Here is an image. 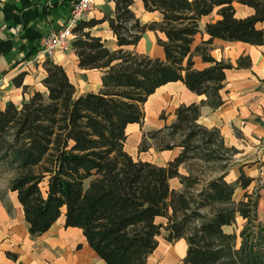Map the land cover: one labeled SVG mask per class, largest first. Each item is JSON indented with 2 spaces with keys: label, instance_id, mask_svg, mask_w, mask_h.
<instances>
[{
  "label": "trees",
  "instance_id": "16d2710c",
  "mask_svg": "<svg viewBox=\"0 0 264 264\" xmlns=\"http://www.w3.org/2000/svg\"><path fill=\"white\" fill-rule=\"evenodd\" d=\"M133 1L114 0V15L107 18L116 50L85 31L100 21L79 20L72 28L78 66L103 71L98 92L76 95L64 68L46 60L45 91H35L19 107L9 103L0 109V164L13 173L8 188L16 193L31 236L46 232L63 212L64 226L80 228L105 264H148L161 230L167 231L169 242L186 240L182 264H225L218 239L231 238L222 226L231 224L236 213L246 220L254 213L252 194L232 201L236 186L245 188L251 179L240 173L235 183H228L224 174L219 175L199 191L201 201L191 209L185 193L192 178L180 175L178 167L199 147L232 152L215 129L197 123L202 105L222 104L219 91L225 70L232 67L210 55V44L218 38L264 45V27H256L264 23V0H142L145 10L161 14L159 22L148 24L135 17ZM233 3L250 7L253 13L237 18ZM214 9L219 18L205 24L207 38L192 50L200 19ZM146 30L164 34V40L158 39L164 60L122 48L135 45ZM194 54L211 65L193 68ZM237 64L248 66V57H240ZM172 81H181L206 100L179 106L175 122L143 133L139 151H147L152 141L159 150L179 146L181 152L164 166L132 158L124 149L126 126L141 125L147 97ZM176 135L181 137L178 144L171 142ZM175 177L184 191L170 188L169 180ZM214 202L222 206L203 220L199 207ZM191 217L202 221L189 228ZM251 251L242 241L231 264H264Z\"/></svg>",
  "mask_w": 264,
  "mask_h": 264
},
{
  "label": "crops",
  "instance_id": "0c3cea01",
  "mask_svg": "<svg viewBox=\"0 0 264 264\" xmlns=\"http://www.w3.org/2000/svg\"><path fill=\"white\" fill-rule=\"evenodd\" d=\"M73 3L72 0H0V109L9 103L19 107L35 91H45L42 79L45 76L46 60L64 68L76 89V95L101 89L103 71L80 68L73 48L50 57L38 53L40 38L68 22ZM233 6L237 18L253 13L250 7L238 3H233ZM114 8V0H93L91 9L80 19L100 21L85 31L101 38L109 50L119 48L107 19L113 17ZM130 8L141 24L159 22L161 19L158 11L145 10L142 0H134ZM218 18L214 9L211 14L200 19L199 32L193 37L192 50L207 38L205 24ZM256 27L262 28L264 23H257ZM158 39L164 40V34L146 30L135 45L122 48L164 60V50ZM209 53L216 61L228 63L232 67L225 70L223 87L219 91L222 104L216 108L202 105L197 123L204 128L215 129L223 146L232 149L234 166L224 172V180L235 182L240 173L251 179L245 188L236 186L233 198L238 202L245 193L252 194L256 201L254 214L259 221L264 222V45L214 38ZM240 57H248L249 65L238 66ZM192 60L193 68L197 70L211 65L198 54H194ZM202 100H206L205 95H197L188 90L181 81L168 82L156 88L142 105V124L131 123L126 126L124 149L134 159L164 166L181 152V147L159 150L149 141L151 145L148 150L139 151V155L129 150L130 147L141 143L143 133L156 131L175 122V110L179 106L199 104ZM130 137L134 141L129 143ZM151 151L153 157L149 156ZM178 172L188 176L184 164L178 167ZM220 174H216V177ZM169 185L176 192L184 188L177 177L170 179ZM2 196L0 264H105L89 246L80 228L64 226L63 212L46 232L31 236L16 193ZM159 220L164 221L163 218ZM222 231L228 235L233 233L230 225L222 226ZM166 236L167 231L161 230L158 245L148 256V264L156 260L160 264H182L187 252L186 240L179 238L169 242Z\"/></svg>",
  "mask_w": 264,
  "mask_h": 264
},
{
  "label": "rangeland",
  "instance_id": "374dc122",
  "mask_svg": "<svg viewBox=\"0 0 264 264\" xmlns=\"http://www.w3.org/2000/svg\"><path fill=\"white\" fill-rule=\"evenodd\" d=\"M163 116V115H162ZM161 135H158L160 137ZM169 138H166V140ZM129 143L134 141V138H129ZM181 140L180 135H176L171 140L172 143L178 144ZM151 143V142H150ZM153 143V142H152ZM154 144V143H153ZM151 145V144H150ZM156 147V146H155ZM140 142L132 145L131 150L135 155H139ZM155 150V148H154ZM153 151V150H152ZM149 153L150 157H153V152ZM233 152H226L217 146H213L210 150H205L202 147L196 148L188 152V158L183 163L184 169L188 172V176L192 178V186L187 188L185 193L191 209L197 207V203H200L201 196L199 191L202 190L209 180L216 177V174L222 173L234 166L232 156ZM148 156V155H147ZM146 156V157H147ZM220 174V175H222ZM13 173L7 169L6 165L0 164V193H12L9 188V181ZM227 182V181H226ZM236 182V181H235ZM232 182V183H235ZM231 183V182H228ZM183 188L182 191H184ZM233 203H237L232 195ZM221 204L216 202L208 204L206 206L199 207V213L202 215L203 220L211 218L214 213L221 207ZM201 218L195 219L191 217L188 224L189 228L198 226L202 221ZM161 221V220H160ZM163 221V220H162ZM233 233L230 234L229 239H218V243L223 247V258L225 264H231V259H234V251L238 250L242 241L252 247L250 255L254 256L258 261L264 262V222L259 221L257 216L253 213L249 219H245L238 213L235 214L234 221L229 224ZM163 240V237L160 238ZM235 260V259H234ZM152 264H160V261H152ZM233 264H238L234 261ZM241 264V263H239Z\"/></svg>",
  "mask_w": 264,
  "mask_h": 264
},
{
  "label": "built area",
  "instance_id": "2783aa9c",
  "mask_svg": "<svg viewBox=\"0 0 264 264\" xmlns=\"http://www.w3.org/2000/svg\"><path fill=\"white\" fill-rule=\"evenodd\" d=\"M92 5L93 0H76L71 7L68 22L57 30L48 31L40 38L38 53L50 57L57 52L71 50L74 38L72 28Z\"/></svg>",
  "mask_w": 264,
  "mask_h": 264
}]
</instances>
